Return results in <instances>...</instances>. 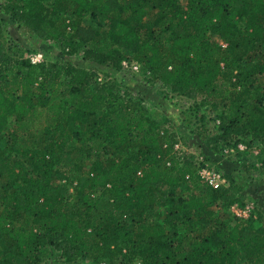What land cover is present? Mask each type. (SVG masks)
Returning a JSON list of instances; mask_svg holds the SVG:
<instances>
[{"label":"trees","instance_id":"trees-1","mask_svg":"<svg viewBox=\"0 0 264 264\" xmlns=\"http://www.w3.org/2000/svg\"><path fill=\"white\" fill-rule=\"evenodd\" d=\"M0 8L67 56L114 72L137 62L151 87L192 101L185 120L215 113V143L238 157L260 143V165L247 167L264 172V0H0ZM7 27L1 18L0 140L10 153L0 147V264H45L51 247L69 264H264V205L250 200L248 218L225 219L248 203L232 174L211 188L140 91L68 59L34 64ZM43 118L45 145L33 134L21 147Z\"/></svg>","mask_w":264,"mask_h":264},{"label":"rangeland","instance_id":"rangeland-1","mask_svg":"<svg viewBox=\"0 0 264 264\" xmlns=\"http://www.w3.org/2000/svg\"><path fill=\"white\" fill-rule=\"evenodd\" d=\"M3 18L7 23V30L9 37L12 40L13 45L19 46L22 50L30 53L41 52L47 62H52L57 59H68L75 64L84 68H95L102 79L112 76H119L124 79L126 86L130 89L140 91L146 99L145 104L151 110L161 117H167L169 121V127L171 131L176 132V140L179 145L181 155L194 162L197 167V172L201 168L202 164H207L210 168L221 172L222 174H232L236 180L244 187L245 194L249 202L250 200H257L258 205H264V172L262 169H254L247 167L251 165V161L260 165V161L257 160L256 154L262 149L260 143H254L249 155L238 157L237 150L234 152H225V149H231L233 147H225L222 143H215L213 136L216 134L218 122H214L212 117L215 113L211 112V109H203V112L207 114V120L205 123H201L199 115L195 116L192 111H189V120H185L187 114V108L192 101L187 98H183L173 94L168 87L163 85H151L147 84L145 74L141 71L140 65L136 62H127L124 69L120 72H114L110 66H102L93 62L87 61L82 57V54L76 56L65 55L58 42L43 41L35 39L27 33V31L13 23L7 15H5L0 8V19ZM86 25H93L90 20H85ZM95 26V24H94ZM102 29V27H100ZM132 61V60H131ZM185 111V114H184ZM15 127L14 123L9 126L10 130ZM31 133L20 139L19 145L21 147L32 145L33 134L38 136L36 140H39L40 145H45V140L48 136L43 135L42 131H47L46 121H41L40 124L31 129ZM44 139V140H43ZM0 147L6 152L10 153V145L7 140H0ZM253 152V153H252ZM250 158V159H249ZM254 163V164H255ZM75 187L77 183L74 184ZM74 185L72 192H75ZM69 213H72V207L68 208ZM163 211L162 208H158V212ZM230 225L235 223V215L230 210L229 214L225 216ZM162 220V217H160ZM45 264H69L65 261L61 252L54 248H50ZM81 264H89V262H81ZM240 264H248L244 259Z\"/></svg>","mask_w":264,"mask_h":264},{"label":"built area","instance_id":"built-area-1","mask_svg":"<svg viewBox=\"0 0 264 264\" xmlns=\"http://www.w3.org/2000/svg\"><path fill=\"white\" fill-rule=\"evenodd\" d=\"M31 62L36 64L39 62H42L44 60V56L41 52H35V53H31L29 55H27ZM124 66L127 65V62L123 63ZM239 150H245L246 146L243 144H239ZM176 149H179V145L176 144ZM235 149L231 148V149H225V152L229 153V152H234ZM202 166L200 168V170L198 171L199 176L201 177V179L211 188L217 189L220 186L224 185L226 183V178L223 176V174L217 170H214L212 168H210L207 164H202V161L200 163ZM255 207L254 202H249L244 206H240L238 204H235L232 206V212L233 214L238 217V218H248L253 209Z\"/></svg>","mask_w":264,"mask_h":264}]
</instances>
